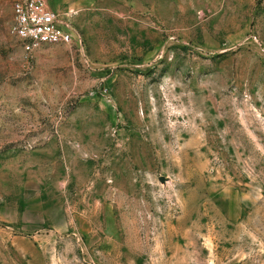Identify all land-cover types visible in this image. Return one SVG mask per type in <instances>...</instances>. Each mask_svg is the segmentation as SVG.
Returning <instances> with one entry per match:
<instances>
[{
  "label": "rangeland",
  "instance_id": "rangeland-1",
  "mask_svg": "<svg viewBox=\"0 0 264 264\" xmlns=\"http://www.w3.org/2000/svg\"><path fill=\"white\" fill-rule=\"evenodd\" d=\"M46 2L26 55L0 0V264H264V0Z\"/></svg>",
  "mask_w": 264,
  "mask_h": 264
},
{
  "label": "built area",
  "instance_id": "built-area-1",
  "mask_svg": "<svg viewBox=\"0 0 264 264\" xmlns=\"http://www.w3.org/2000/svg\"><path fill=\"white\" fill-rule=\"evenodd\" d=\"M9 33L17 38L24 54L43 45L72 42L70 27L52 10L46 0H11Z\"/></svg>",
  "mask_w": 264,
  "mask_h": 264
},
{
  "label": "water",
  "instance_id": "water-1",
  "mask_svg": "<svg viewBox=\"0 0 264 264\" xmlns=\"http://www.w3.org/2000/svg\"><path fill=\"white\" fill-rule=\"evenodd\" d=\"M161 181H163V179H161Z\"/></svg>",
  "mask_w": 264,
  "mask_h": 264
}]
</instances>
